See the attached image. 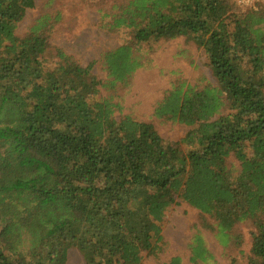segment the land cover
I'll return each instance as SVG.
<instances>
[{
	"label": "trees",
	"instance_id": "obj_1",
	"mask_svg": "<svg viewBox=\"0 0 264 264\" xmlns=\"http://www.w3.org/2000/svg\"><path fill=\"white\" fill-rule=\"evenodd\" d=\"M34 6L0 0V264H66L70 246L87 264H143L164 249L177 200L211 217L203 227L224 247L252 220L246 264H264V9L115 1L102 25L130 39L102 55L103 82L61 48L51 55L47 32L59 16L17 34ZM180 37L203 49L215 82L178 80L166 91L154 116L192 127L171 143L123 115L114 96L97 97L128 85L143 44ZM190 248L192 263L213 259L200 234Z\"/></svg>",
	"mask_w": 264,
	"mask_h": 264
},
{
	"label": "rangeland",
	"instance_id": "obj_2",
	"mask_svg": "<svg viewBox=\"0 0 264 264\" xmlns=\"http://www.w3.org/2000/svg\"><path fill=\"white\" fill-rule=\"evenodd\" d=\"M115 1L122 0H35L34 8L27 11L19 24L17 34L25 36L37 20L46 14L59 16V22L47 32L51 55L61 48L84 67L93 66L92 72L104 82L107 73L102 65V55L130 39L125 31H111L102 25V14L109 12ZM137 54L142 57L144 66L128 78V85H118L113 90L102 88L97 98L114 96L115 102L123 107V115L152 124L166 141L179 142L192 127L166 118H156L154 109L178 80H186L197 87L214 84L206 55L203 49L183 37L143 44ZM121 112L117 111L115 115L119 116ZM182 149L186 152L185 147ZM205 222L211 226L214 224L211 217L177 200L164 220V249L157 256H147L143 264H169L174 257L181 258L182 264H195L191 262L190 243L196 234L203 237L213 256L208 264L248 262L256 232L252 220L234 227L232 234L239 236L240 240L227 247L221 244L212 229L203 227ZM66 264L87 263L80 250L70 246Z\"/></svg>",
	"mask_w": 264,
	"mask_h": 264
},
{
	"label": "built area",
	"instance_id": "obj_3",
	"mask_svg": "<svg viewBox=\"0 0 264 264\" xmlns=\"http://www.w3.org/2000/svg\"><path fill=\"white\" fill-rule=\"evenodd\" d=\"M234 3L243 9L252 8L255 10L264 9V0H233Z\"/></svg>",
	"mask_w": 264,
	"mask_h": 264
}]
</instances>
